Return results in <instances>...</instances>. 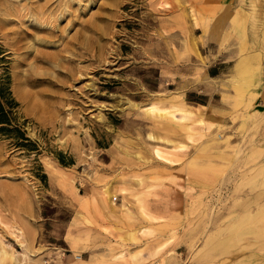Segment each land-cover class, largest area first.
<instances>
[{
  "label": "rangeland",
  "instance_id": "1",
  "mask_svg": "<svg viewBox=\"0 0 264 264\" xmlns=\"http://www.w3.org/2000/svg\"><path fill=\"white\" fill-rule=\"evenodd\" d=\"M0 79V264H264V0H0Z\"/></svg>",
  "mask_w": 264,
  "mask_h": 264
},
{
  "label": "trees",
  "instance_id": "2",
  "mask_svg": "<svg viewBox=\"0 0 264 264\" xmlns=\"http://www.w3.org/2000/svg\"><path fill=\"white\" fill-rule=\"evenodd\" d=\"M15 106L16 102L10 94L8 84L2 82L0 79V134L14 137L16 144L19 146H23L25 144L32 145L24 133L14 124ZM41 177H43V175Z\"/></svg>",
  "mask_w": 264,
  "mask_h": 264
},
{
  "label": "bare ground",
  "instance_id": "3",
  "mask_svg": "<svg viewBox=\"0 0 264 264\" xmlns=\"http://www.w3.org/2000/svg\"><path fill=\"white\" fill-rule=\"evenodd\" d=\"M31 10V9H30ZM50 11V10H49ZM238 21V20H237ZM247 134V133H246ZM211 217V216H210ZM212 223V222H211ZM210 225V224H209ZM204 235V234H203ZM129 238V237H128ZM17 264H25L24 262H22V261H18V263Z\"/></svg>",
  "mask_w": 264,
  "mask_h": 264
}]
</instances>
